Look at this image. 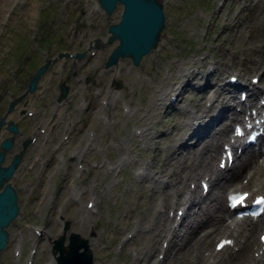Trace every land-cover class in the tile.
I'll return each instance as SVG.
<instances>
[{"label":"rangeland","instance_id":"374dc122","mask_svg":"<svg viewBox=\"0 0 264 264\" xmlns=\"http://www.w3.org/2000/svg\"><path fill=\"white\" fill-rule=\"evenodd\" d=\"M159 1L162 4L164 25L160 29L156 45L142 54L135 64L131 63L128 57H117L108 66H104V59L117 40L116 38L106 40V28L108 23L118 19L121 9L119 2L109 13H105L97 6V0H16V2L15 0H4L0 4V114L4 112L8 97L13 98L23 90L27 79L44 57L55 55L59 49L71 53L55 56L46 66V70L38 77L39 85L31 92L23 94L17 102L13 103L11 110L5 113L6 117L18 122L19 132L14 136L11 148L5 152L3 163L7 162L11 154L19 148L23 137L31 134L44 118L51 116L50 110L58 111V114L51 116L52 124L50 122L47 124L49 140L44 142L45 137L38 136L33 142L27 143L18 167L9 177L16 190L18 210L17 215L6 225L8 234H11L6 241V246L0 251V264H45L50 255L51 239L62 232L63 220L67 221V227L64 229L65 235L69 230L77 231L91 244L98 234L106 235L104 240L91 246L90 251L94 264H105V260L100 257V251L103 248L110 250L107 261L129 264L131 262L129 260L130 249L145 240V243H150L146 236L148 231L143 223L148 221V216L152 213L153 195L161 194L163 185L147 175L134 176L133 171L139 168L136 163L112 164V159L121 151V149H116L114 137H122L123 146L128 144L131 154H138L140 160L153 162L155 167L165 171H175L178 168L176 162H173L176 156L175 153H170L172 151H169L168 144L174 142L177 129L183 131L184 121L188 120L192 114L199 112L195 105L199 97L196 96L195 90L190 89L184 94L183 103L188 107L187 110L172 106V112L164 114L161 112L160 105L157 109L146 108V112L141 107L135 110L137 113L130 115L128 119L122 118L121 104L125 102L132 108L134 105H143L151 91H154L156 81L166 73L175 70L174 64H179L177 60L180 58L184 62L199 58L198 62L195 61L196 65L201 66L204 71L205 66L209 67L201 60L205 54L208 59L217 58L218 61L221 58L225 64L232 66L237 72L244 73L243 76L247 80L248 76L253 74L254 71L249 70L248 64L241 59L248 56L246 55L248 50L252 51L255 45H260L262 42L264 24L261 22L264 23L262 18L264 7L262 11H259V0ZM5 11L12 13L5 18L2 17ZM250 14L253 16V24L255 23L253 28L252 25L244 23ZM96 37L100 42L94 48V52L89 55L87 45L88 43L92 45ZM77 50L82 51L79 57L72 54ZM234 55L235 59H231ZM263 59V56H259L257 64L263 63ZM222 66L217 71L222 72L220 75L225 77L227 70H224ZM263 73L264 70L260 68L259 80ZM82 76L86 78L85 81L84 78L83 81L78 79ZM218 78V75L212 74L209 80L213 81ZM60 81L67 85V91L62 97L64 101L61 104L62 110L66 112V121L63 120L59 111L61 106L55 107L51 100V94L57 95L59 92L57 84ZM202 81V78H198L195 84H200ZM94 90L97 91L95 95ZM171 92L173 91L166 95V99L169 98ZM234 94L232 99L235 101L238 89L234 91ZM100 95L107 97V101L101 103ZM80 100H85L87 107L81 108ZM94 106L100 107L101 110L94 111ZM21 107H34L35 113L21 116L19 115ZM92 112L97 114L95 123H92L93 119L91 120ZM147 114L153 115V118L146 120L149 123H147V132L142 138L137 139L131 133L133 126L141 127V121ZM71 115L72 123L68 118ZM64 124L65 128H70L68 137L61 144H52ZM214 125H217L216 122ZM152 133L156 135L153 136ZM6 134L8 131L4 129L0 137ZM187 138V141H191L192 136L187 135ZM205 139L204 136L203 140ZM107 144L110 146H106ZM200 145L201 141H197L193 142L191 147ZM191 147L181 146L180 148L184 151ZM72 148L82 151L81 162L84 163V167L79 172L75 170L74 160L67 158V151ZM180 148L177 150L180 151ZM60 154L64 161L62 159L57 162L55 157ZM95 160L102 161L106 171L112 170V172L106 173L96 166L93 168L90 163ZM215 160L216 155L212 158L213 163H216ZM109 164L113 166L112 169L106 166ZM141 171L142 168H139L137 172ZM200 174L191 177L192 180L185 179L183 186L186 187V184L192 182L198 191ZM260 174L258 173L257 176ZM70 178L74 180V184L70 182ZM64 181L67 184H64ZM69 186L78 195L75 201L66 197ZM99 188L104 193L101 192V195L96 196L97 202L95 203V199L91 196L97 194ZM151 191H154V194H151ZM87 199H92L93 205L96 204L92 205V208L96 210L90 216L81 217L80 208L88 210L85 204ZM174 206H171L172 211ZM167 208L168 205L164 207L163 214H166ZM133 217L141 221L143 231H135L132 234L130 226L134 222ZM121 222L127 225L121 226ZM257 223L259 224V221ZM32 226L40 227L42 234L38 236L34 234ZM256 227L253 233L254 240H256ZM205 229L198 230L202 233ZM129 233H131L129 239L125 244H121L122 238ZM187 236H190V233H187ZM17 237L22 240L21 253L18 258L12 254L11 249ZM159 237L160 235H155L151 240L153 245L142 251L143 253L141 252L139 263H144L149 257L150 259L155 258L158 252L156 246ZM181 240H178V245L182 243ZM212 240L211 238L209 246ZM64 242H66V236ZM29 247H35V250L32 261L27 263ZM227 248L221 249L222 255L225 254ZM206 255L201 257V263ZM163 258L165 259L166 256L164 255ZM241 262L238 261L235 264Z\"/></svg>","mask_w":264,"mask_h":264},{"label":"bare ground","instance_id":"6f19581e","mask_svg":"<svg viewBox=\"0 0 264 264\" xmlns=\"http://www.w3.org/2000/svg\"><path fill=\"white\" fill-rule=\"evenodd\" d=\"M3 1L4 0H0V4H2ZM259 1L261 2V3L259 2V5H258L259 11H262V8L264 7L263 6L264 0H259ZM256 11H258V10H256ZM10 13H12V12L10 11ZM24 14H26V13H24ZM255 14H256V12H255ZM262 18L264 19L263 15H262ZM29 19H30V17H29ZM244 23H246L248 25H252V28L255 27V23L253 24V16L251 14L248 15V17ZM234 24L235 23H233V25ZM261 24H264V23L261 22ZM263 30H264V27H263ZM261 40H262V42L260 45H255V47L253 48L252 51L248 50L246 52V55H248V56H246V57L241 56V58L243 57L241 60H243L246 64H248L247 68L249 70H257V69L261 68L260 63L257 64V61L259 59V56L264 57V35H262ZM255 43H256V41H255ZM238 52H239V50H238ZM235 57H236L235 55L232 56L233 59H235ZM192 58H194V57H192ZM201 60H203L202 61L203 64L209 65L210 68L208 66H205V69L203 71L201 66L200 67L197 66L196 62L199 61V58L197 59V57L195 58V60L189 59V60H185V62H184V60H182L180 58L179 60H177V63H179V64H174L175 70H172V71L166 73V75L161 76L156 81L157 83H155L156 87L154 88V91H151L150 95L144 101L143 105H134L132 108L131 105L124 103L125 104L124 105L125 111L121 112L123 119H128V117L130 115L137 113L135 110H138L139 108L141 109V107H143L144 108L143 111L146 112L145 111L146 108H151V109L156 108L157 109V106L160 105V107H162L161 112H163L164 114H167V112L171 113L172 112L171 111L172 106H173V108L174 107L176 108L177 106L185 108V104H182L185 101L184 100L185 99L184 94L187 93L188 90H190L191 84L194 83L198 78L204 79L203 82L201 83L199 89H197V91H196V96L198 95L197 97H199V98L196 100L195 105H196V108L199 110V112L197 114L196 113L192 114L188 120L184 121L185 124L183 125L182 128L183 129L185 128V129L183 131L177 129L175 132V133H177V135H176V138L174 139V142H171L170 144H168L169 151H172L170 153H173V154L175 153L176 158H174L175 160L173 162L174 163L176 162V164L178 165V168H177L178 171L177 170L165 171L162 168L155 167L153 162L152 163L145 162L144 161L145 159L140 160L138 154H136V153L131 154V152L129 151L130 147L128 144L123 146V144H122L123 142L121 141L122 137H119V136L114 137V145H115L117 150L121 149V151H120V153L117 154L116 157H114L112 159L113 160L112 164L124 165L126 163H136L137 165H139L138 166L139 168H142L141 172H137L138 175H140L139 177L147 175L152 180L158 181L163 185V188H161L162 189L161 194L155 195L154 191L153 192L151 191L152 192L151 194H154L153 198H152L153 199V204H152V209H151L152 213L150 216H148V221L143 223L144 226L146 227L147 231H148V234L146 236L150 240V243L149 244L145 243L146 242V240H145V242L138 244V246L133 247L132 248L133 249L132 250V258H131V262L129 264H180V263L183 264V262H186V264H202L201 263V257L204 255L203 252H204V250H208L210 240H211L212 236L215 234H220L221 236L222 235L223 236L233 235V238H236L237 241L240 242V244L237 245L236 249L232 250V248H231L225 254L220 255L219 258H217V259L214 258L215 251H213V259H212V262L210 264H235L238 261H247L246 264H248L254 258V257L250 256L249 249L253 248V243H254L253 232L255 231L254 228L258 224L257 221H259V222L261 221V218H258L255 220L244 219L243 220L244 222H242V220L239 222L234 221V223L223 222V218H224L223 215H225V213H227L228 211L224 206L222 195L224 194V190H226L228 187H231V188H240V187L241 188H248L249 184H256V186L258 188H262V186L264 185V164H263L264 157L261 156L259 153L258 154L259 161L255 162V158H253L254 162L250 163V159H247L248 155H249V150H246V152L243 154V156L240 157L239 164L242 167V169L248 168V167H250V169L252 168V172L248 176V179L245 183L239 182L240 181L239 173L235 172L233 169H230L228 171V172H230L228 174V176L222 175L221 174L222 171L219 169V167L218 166L215 167V165H213L212 158L213 157L215 158V155H217L218 153L221 152L222 142L228 141L229 120L231 119V117L234 114L238 113V111L235 110V108L233 107L229 98H231L233 96L236 88H238V87L239 88L240 87L246 88L248 91V100L252 104L253 103L252 100L253 99L255 100V96H257V94L260 92H264V73L261 74V78L259 80L260 82L258 84H254L252 86H247V85H250V83H248L246 80H244V78H243L244 73H242V72L240 73V71H238L237 73L239 76L236 78V81L234 84H229L227 82H221L220 86H224L225 89L220 87V86L213 87L215 85L214 83L210 82V85H209V79L211 78V75L214 74V75H218L219 78H220V76L222 77V75H220V73H222V72L217 71V69L221 68L222 65L226 66L225 68L227 69L228 68L227 64H225L221 58L218 61H217V58L208 59L205 56V54L201 58ZM158 64H160V63H158ZM206 68H207V70H206ZM222 68H224V67L222 66ZM225 68H224V70H226ZM262 70H264V67H262ZM152 74H154V73H152ZM156 78H157V76H156ZM193 78H196V79H193ZM170 91H173V92H171L169 94V98L166 99V95ZM152 94H153V96H152ZM101 95H100V97H101ZM170 95L174 96V97L170 98ZM202 99H203V102H202L203 105L201 103ZM206 100L208 101L207 105L204 104V102ZM95 106L93 107L94 111H96L97 109L101 110L100 107L97 108ZM184 108H180V109L184 110ZM185 110H187V109H185ZM98 113H99V111H98ZM152 113L154 114V112H152ZM96 115H97L96 113H93L91 115V120L93 119L92 123H95V119L97 118ZM227 116L229 117V120L226 119ZM114 117H116V116H114ZM149 118H153V115L147 114L144 116L143 121H141V123H142L141 129L139 128L140 126H137V125L133 126V132H131V133L134 137L136 136L137 139H140V138H142L144 133L147 132L148 121H146V120ZM215 122L218 125V126L216 125L217 129L212 130V131L209 130L211 127H213ZM88 127H89V125H88ZM174 129H176V128H174ZM84 130H85V128H84ZM169 130H170V128H169ZM152 135L155 136L156 133H152ZM187 135L192 136V139H191L192 143L197 142V141H201V145L199 147L198 146H192L191 147L192 143H190L189 146L191 148H187V150L181 151V148H180L181 146L188 145L186 143L188 138L183 139V137L187 136ZM204 136L206 137L205 140H203ZM124 138L126 139L125 136H124ZM122 140H124V139H122ZM135 141H137V140H135ZM106 146H110V144H107ZM144 148H146V147H144ZM179 148H180L181 152L177 150ZM111 149H113V147ZM110 152H112V151H110ZM169 159H171V157ZM63 161H64V159H63ZM95 166H96V168H98V167L102 168L104 170V172L106 171V168H105L104 163L102 161L101 162L99 161ZM106 166L108 168L113 167L110 164L106 165ZM110 172H112V170L109 172L106 171V173H110ZM199 173H202V175L207 174V179L213 185L207 199H205L204 196L201 194V192H198L195 188H191L190 190L187 189V191H185V192L183 190V185L185 183V179H190L193 176L195 177V175H198ZM258 173H261V174L259 176H257ZM171 176H173V177L171 178ZM142 178L140 180H142ZM170 179H173V180L170 181ZM144 180H145V177H144ZM115 181H113V183ZM70 182L73 184L75 183L72 178H70ZM170 182L172 184H170ZM65 183L66 182L64 181V184ZM142 184H143V182H142ZM64 187H66V186H64ZM61 188H62V186H61ZM69 188H70V186H69ZM84 191H85V189H84ZM67 192H68V196H66V197L68 199L75 200L77 198V195L73 191H71L70 189H68ZM101 192H103V190L101 188H99L98 193L93 194V196L95 197V203L97 202L96 196L101 195L100 194ZM145 199H146V197H145ZM152 199H151V202H152ZM95 203H94V205H95ZM194 204H198V205L205 204L206 206L203 205L204 206L203 210H199V208L193 209L192 206ZM167 205H168V207H170L171 205H178L176 207H179V206L182 207V213H181L180 217L178 219H175L174 222H173L172 217L170 218V217H167V215L163 214V209ZM150 208H151V206H150ZM80 211H81V217H87V216H90V214L92 213L91 211H94V209L92 207L89 208L88 210H86V209L83 210L82 208H80ZM80 211H79V213H80ZM143 224L141 223V221L139 219L134 218V222H133L132 226H130V225L129 226L131 227L132 232L133 231L134 232L135 231H143V228H144ZM122 225H127V224L121 222V226ZM200 228H202V229L206 228V229L203 230L202 233H200L199 232L200 230H198ZM186 232H190V236L187 238H183ZM99 235L100 234H98V236L96 238H94L92 244L89 240L87 241V246L89 249H91V246H94L97 243H99L100 241L105 239L106 235L104 233H102V235H100V236ZM155 235H160V237L158 239V244L156 246V250L159 249V247H160L159 241L165 240V245L162 248L164 251H166V249L169 251L165 255L166 258L165 259L162 258L161 262H158V260H152L154 257L152 259H150L151 257H149V258H147L146 261H144V263H139L138 261L141 259V254L143 253L142 251L148 249L150 245H153V242L151 240L155 237ZM179 239H182L181 240L182 243L178 245ZM125 240L126 239H124V241ZM109 253H110L109 249L103 248L100 251V257H102L105 260L106 264H117V262H115V261H112V262L107 261V260H109L108 259ZM126 255H129V254H126ZM52 264H54L53 261H52Z\"/></svg>","mask_w":264,"mask_h":264},{"label":"water","instance_id":"95a60500","mask_svg":"<svg viewBox=\"0 0 264 264\" xmlns=\"http://www.w3.org/2000/svg\"><path fill=\"white\" fill-rule=\"evenodd\" d=\"M116 0H98V2L108 13L114 6ZM122 4L119 19L116 22L107 24V40L117 37L118 41L110 50L105 58V63L114 62L118 56H129L132 63H137L140 56L147 52L156 44L159 36V30L163 26V12L161 3L158 0H118ZM98 40V38H95ZM59 52L57 55H60ZM64 54H67L64 52ZM81 52H76L79 56ZM37 67L34 73L27 81L26 89L31 90L39 73L44 68L46 62ZM61 92L65 86L61 85ZM22 93V94H23ZM20 94V95H22ZM11 104H9L10 107ZM3 116L0 117V123ZM7 127L16 131V125L10 119L7 121ZM12 134L0 140V160L3 152L10 146ZM25 140L23 141V146ZM23 146L12 155L10 161L5 165H0V248L5 243L6 230L4 226L12 218L17 209L15 192L7 180L13 168L17 164L22 152ZM67 224H65L66 227ZM62 236L54 239L53 248H58L60 253L57 258L59 264H88L90 262V253L85 250L80 253L76 250L79 242L85 245L84 240L79 241L76 233L70 232L69 242L66 247L61 244ZM66 259V260H65Z\"/></svg>","mask_w":264,"mask_h":264},{"label":"snow or ice","instance_id":"6c2138e0","mask_svg":"<svg viewBox=\"0 0 264 264\" xmlns=\"http://www.w3.org/2000/svg\"><path fill=\"white\" fill-rule=\"evenodd\" d=\"M247 196V194H243V195H239V196H233L232 197V201H233V206L237 205V204H243L245 197ZM257 204H262L264 203V198H261L260 200L256 201ZM264 239V238H262ZM224 243H230V241H226ZM223 246V244L221 245V247Z\"/></svg>","mask_w":264,"mask_h":264}]
</instances>
